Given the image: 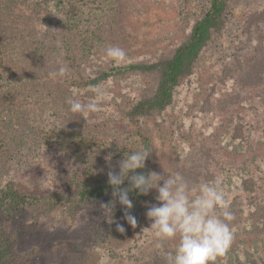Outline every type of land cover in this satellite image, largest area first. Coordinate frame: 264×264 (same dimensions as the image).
Segmentation results:
<instances>
[{"label": "trees", "instance_id": "1", "mask_svg": "<svg viewBox=\"0 0 264 264\" xmlns=\"http://www.w3.org/2000/svg\"><path fill=\"white\" fill-rule=\"evenodd\" d=\"M181 1L182 15L192 2L203 3L204 8L179 41L166 51L148 57L127 58L116 65L98 52L100 43L105 40L104 33L113 34L124 20L120 0H39L35 6L46 10L44 28H37L19 7L26 5V0H0V209L8 214L17 213L34 200V203L41 202V211L46 212L62 204L77 206L112 195L107 173L110 169L118 172L119 167L111 168L112 161L106 162L108 155L103 153L113 147L117 151V160L113 159L118 162L124 152L151 149L153 142L145 121L154 117L163 121L167 111L177 105L185 86L199 90L197 84L201 77L197 70L205 63L211 49L213 52L220 50L218 35L230 25L235 0ZM257 11L248 13L247 24L242 28L248 34L252 30L251 24L264 22V8ZM17 19L20 25H17ZM233 61L236 60H223L217 78L224 85L227 79L234 83L219 90L216 81L212 82L204 105V109L212 114L213 124L218 123L217 140L214 139V145H209L204 152L198 150V145L191 143L189 137L177 135L172 143L175 156L166 174L180 172L190 182L199 184L200 174L196 169L207 166L222 146H228L231 141L236 144L245 135L246 123L238 114L239 106L254 109L255 100L256 107L264 112L263 47L256 54L255 66H242L239 62L231 65ZM88 66L90 72L86 69ZM61 67L67 68L64 77L69 82L70 99L79 92L90 91L91 85L102 83L105 86L113 80L122 83L120 91L111 97L109 105L112 107L104 106L92 113L71 112L64 89L56 83L41 80ZM29 74L36 79L23 82ZM41 74L44 76L40 77ZM132 87L136 94L130 95ZM216 92L220 93L217 107L211 99ZM245 92L251 95L249 101ZM19 115L24 120L18 119ZM104 119L125 125L128 131L117 146L109 131L96 124ZM194 148L200 152L205 164L193 153ZM48 150L61 161L73 162L74 191L58 190L37 196L19 191L10 182L2 184L14 166L12 163L20 164L23 159ZM102 150L104 152H99ZM148 164L151 163L147 159L145 168L137 172L147 174L150 171ZM257 172L247 166L230 168V175L222 178V186L226 185V202L235 215L230 225L233 231L246 223L254 224L256 230L264 226V200L257 185L260 179L256 177ZM128 186L127 181L122 185ZM155 194V189L147 196L138 195L136 191L129 193L133 203L131 214L137 221L138 211L145 213ZM1 223L0 220V264H27L19 261L15 243ZM235 246L233 241L215 264H264L261 255L244 247L238 251ZM169 251L172 250L157 255L155 262L166 264L165 254Z\"/></svg>", "mask_w": 264, "mask_h": 264}, {"label": "rangeland", "instance_id": "2", "mask_svg": "<svg viewBox=\"0 0 264 264\" xmlns=\"http://www.w3.org/2000/svg\"><path fill=\"white\" fill-rule=\"evenodd\" d=\"M26 1L29 6L22 4L19 7L23 12L25 11L37 28H44L46 10L35 6L39 0ZM120 2L124 20L113 34L104 33L105 40L100 43L101 49L98 54L105 58L104 50L109 46L122 48L127 58L148 57L158 51H166L186 34L190 23L201 15L204 8L203 3L192 2L182 15L181 0H120ZM262 8H264V0H235L231 10L230 25L218 35L220 50L213 52L211 49L204 59L205 63L197 70L201 77L197 84L199 90L193 86L192 88L185 86L177 105L167 111L163 121L157 117L145 121V128L153 142L150 149L152 152L148 158V162L151 163L148 164L150 171L166 173L168 165L172 164L175 156L172 143L179 134L189 137L191 143L198 145L200 151L205 152V148L214 145V139L217 140L218 123L213 124L212 114L208 109H204L211 90L210 85L216 81L218 89L221 90L234 83L232 79H227V84L224 85V82L218 81L217 78L226 58L236 60L231 65L239 62L242 66L249 64L255 66L253 63L257 52L262 50V47L264 49V22L251 24L250 34L242 28L246 26L249 14L258 13L257 9ZM20 24L18 20L17 25ZM86 69L90 72L89 66ZM76 71L74 70V73ZM39 76L42 77L44 74ZM65 78L48 76L41 80L58 84L64 89L69 100L71 93L69 82ZM29 79L36 77H31L29 74V78L25 77L23 82H28ZM119 85L123 84L114 80L105 84L110 98L103 102L101 107H112L109 102L113 93L120 91ZM129 91L130 95L136 94L134 89ZM217 94L218 92L211 97L212 104L216 107L219 106L217 102L220 99V93ZM245 96L249 101L251 95L245 92ZM92 98V92L88 91L79 92L71 99L87 102ZM253 105L254 109L239 106L238 114L243 116L246 123L243 140L238 139L236 144L231 141L228 146H222L207 166L198 167L196 171L200 174L199 183H203L230 175V168L233 170L242 166L255 168L259 171L256 173V177L260 178L257 185L264 200V112L256 107L258 104L255 100ZM18 119L24 120L22 115H19ZM96 124L109 131L115 146L128 133L125 125L106 119ZM114 150L112 147L103 155L111 154V168L116 169L118 168V162H115L117 151ZM192 151L198 155L200 162L206 163L204 158L200 157L199 151L195 148ZM58 157L48 150L39 156L33 155L23 159L20 164L11 162L14 166L11 169V164V170L9 169L10 172L4 177L2 184L10 182L19 191L37 196L50 195L58 190L72 192L74 191L72 171L75 166L72 161H61ZM224 186L226 185L222 187ZM225 195L227 197L226 191ZM155 197L156 194L151 204L157 203ZM110 201H113L112 195L97 202L77 206L66 203L42 212V203L39 201L34 203V200H31L33 204H27L17 213L8 214L0 209V220L9 238L15 243L19 261L27 264H159L155 262L157 255L170 249L174 250L178 238L164 242L162 248L156 247L157 241L152 233L145 229L151 224L146 212L141 214L138 211L139 220L137 226L133 228L124 219L122 212L125 209L118 199L112 209L101 207L109 204ZM117 223L124 226V233L116 230ZM240 225L239 229L233 231V241L237 245L235 246L237 250L241 251L242 247L248 248L264 258V226L256 230L254 224Z\"/></svg>", "mask_w": 264, "mask_h": 264}, {"label": "clouds", "instance_id": "3", "mask_svg": "<svg viewBox=\"0 0 264 264\" xmlns=\"http://www.w3.org/2000/svg\"><path fill=\"white\" fill-rule=\"evenodd\" d=\"M104 52L106 58L116 65L127 59L125 51L118 46H109ZM66 73L67 68L61 67L48 75L56 78L64 77ZM90 91L93 98L87 102L77 99L67 101L71 112H98L102 103L110 98L108 89L102 83L91 85ZM151 152L147 148L124 152L123 158L118 161L119 171L110 169L107 173L113 201L101 207L112 209L118 199L125 209L124 219L135 228L137 219L131 214L133 203L129 193L136 191L138 195L147 196L155 189L157 203L147 206L145 214L151 224L145 229L152 233L158 249L163 247L164 242L178 238L174 250L165 254L166 264H215L217 258L228 251L234 239L230 225L235 215L226 202L222 178L195 184L180 172L171 175L165 171L164 174L137 172L145 168ZM111 159V154L106 157L109 162ZM125 181L128 187H122ZM116 230L125 232L124 226L119 223Z\"/></svg>", "mask_w": 264, "mask_h": 264}]
</instances>
